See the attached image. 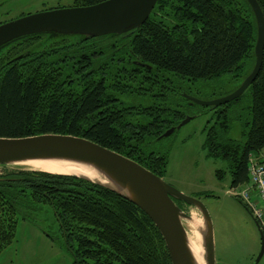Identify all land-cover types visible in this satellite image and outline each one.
Masks as SVG:
<instances>
[{
	"label": "trees",
	"instance_id": "trees-1",
	"mask_svg": "<svg viewBox=\"0 0 264 264\" xmlns=\"http://www.w3.org/2000/svg\"><path fill=\"white\" fill-rule=\"evenodd\" d=\"M101 1L75 0L72 6ZM258 1L264 12V0ZM45 35L0 50V136H84L163 177L169 149L150 146L197 105L170 75L209 80L236 70L235 90L254 67L258 27L247 0H158L149 18L130 32L55 36L18 48ZM247 89L248 105H241L243 93L210 106L215 117L205 127L203 147L208 157L227 162L234 188L249 181L251 156L264 151V61ZM233 119L241 122L242 139L229 136ZM225 174L216 172L219 179ZM41 202L52 207L79 262L172 264L161 232L129 199L76 175L22 167L0 174V253L15 238L19 213Z\"/></svg>",
	"mask_w": 264,
	"mask_h": 264
},
{
	"label": "water",
	"instance_id": "water-1",
	"mask_svg": "<svg viewBox=\"0 0 264 264\" xmlns=\"http://www.w3.org/2000/svg\"><path fill=\"white\" fill-rule=\"evenodd\" d=\"M247 1L255 14L258 27L255 64L252 71L235 90L222 97L202 100L185 94L191 103L222 106L241 96L258 77L264 61V12L258 0ZM157 2L158 0H104L92 5L66 6L30 13L0 25V50L12 42L40 34L81 35L86 38L124 34L141 27ZM195 116L186 115L176 126L167 129L161 137L173 134ZM35 160L68 161L95 169L94 175H97L95 177L85 173L58 174L76 175L104 185L135 203L161 232L172 264H198L191 251L189 231L185 225V220L190 223L194 216L185 211L176 200L198 209L203 220L199 221L202 223L200 233L204 263L217 264L213 220L206 204L201 198L182 192L135 159L74 134L0 136V165H28L29 161ZM246 209L249 210L247 206ZM250 214L253 217L252 212ZM254 220L261 239L260 251L253 263L258 264L264 254V234L258 221L255 218Z\"/></svg>",
	"mask_w": 264,
	"mask_h": 264
},
{
	"label": "rangeland",
	"instance_id": "rangeland-1",
	"mask_svg": "<svg viewBox=\"0 0 264 264\" xmlns=\"http://www.w3.org/2000/svg\"><path fill=\"white\" fill-rule=\"evenodd\" d=\"M0 1L4 3L3 9L14 15L25 11H41L51 6H72L75 3V0ZM240 18L242 19L241 15ZM54 37L45 35L21 41L18 48L46 44ZM236 73L238 71L235 70L209 80H188L176 75L170 76L185 94L202 100H212L229 94L239 84V80L234 78ZM250 102V89H246L241 105H248ZM209 108L210 106L193 105L187 115H191L193 111L198 112V115L150 147L161 151L169 149L168 168L163 178L182 192L200 197L208 207L213 220L217 264H253L261 239L254 218L235 194L236 191L242 190L243 186L232 187L227 162L208 157L207 150L203 147L206 138L205 127L208 120L215 117V111ZM229 136L242 139L240 120L233 119ZM19 167L31 169L30 166L22 164L7 167L0 165V174ZM219 169L226 171L223 179L216 175ZM207 192L213 195H203ZM183 207L189 214L203 221L198 209L187 204H183ZM16 218L18 221L15 238L0 253V264H85L78 261L74 243H69L64 237L50 204L38 203L35 210L31 209V206H25ZM185 225L190 232L187 220Z\"/></svg>",
	"mask_w": 264,
	"mask_h": 264
},
{
	"label": "bare ground",
	"instance_id": "bare-ground-1",
	"mask_svg": "<svg viewBox=\"0 0 264 264\" xmlns=\"http://www.w3.org/2000/svg\"><path fill=\"white\" fill-rule=\"evenodd\" d=\"M27 164L32 169H38L53 173H85V174H91L94 177L97 176L94 175V173H96V170L93 169L92 167L73 163V162H68V161L35 160V161H29ZM253 218H255L254 215ZM189 225L191 228L189 232V244L191 251L194 257L196 258L198 264H205L203 258L204 250L202 246V236L200 233V230L202 229V223L196 217H193L192 220H190Z\"/></svg>",
	"mask_w": 264,
	"mask_h": 264
},
{
	"label": "built area",
	"instance_id": "built-area-1",
	"mask_svg": "<svg viewBox=\"0 0 264 264\" xmlns=\"http://www.w3.org/2000/svg\"><path fill=\"white\" fill-rule=\"evenodd\" d=\"M249 178V181L242 185L243 189L235 194L247 204L264 234V151L257 157L251 156Z\"/></svg>",
	"mask_w": 264,
	"mask_h": 264
},
{
	"label": "flooded vegetation",
	"instance_id": "flooded-vegetation-1",
	"mask_svg": "<svg viewBox=\"0 0 264 264\" xmlns=\"http://www.w3.org/2000/svg\"><path fill=\"white\" fill-rule=\"evenodd\" d=\"M3 7H4V3L2 1H0V25L3 24V23H5V22H8V21H11V20L20 18L22 16H25L27 14L34 13V12H31V11H28V12L25 11V12H22L21 14L14 15V14L10 13L9 10H7V9L4 10ZM61 7H63V6H57V7L51 6V7H46L44 9H42L41 11H43V10H50V9H54V8H61ZM64 7H66V6H64ZM36 12H38V11H36ZM24 41H26V40H24ZM260 247H261V243H260ZM259 251H260V248H259ZM259 251H258V253H259ZM258 253H257V255H258ZM256 256H255V258L253 260V263L255 262ZM262 258H263V256H262ZM262 258L258 262V264H260V263L262 264Z\"/></svg>",
	"mask_w": 264,
	"mask_h": 264
}]
</instances>
